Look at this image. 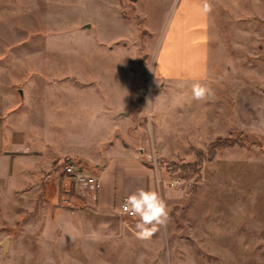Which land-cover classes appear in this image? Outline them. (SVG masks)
I'll list each match as a JSON object with an SVG mask.
<instances>
[{"label":"rangeland","instance_id":"374dc122","mask_svg":"<svg viewBox=\"0 0 264 264\" xmlns=\"http://www.w3.org/2000/svg\"><path fill=\"white\" fill-rule=\"evenodd\" d=\"M46 5L0 0V264H264V0H214L207 74L174 82L153 76L158 34L133 9V27L92 7L100 29H80L78 5ZM197 82L214 96L194 100ZM218 136L236 140L183 165ZM115 145L145 159L168 204L150 239L59 171L73 160L97 181L88 157Z\"/></svg>","mask_w":264,"mask_h":264},{"label":"crops","instance_id":"0c3cea01","mask_svg":"<svg viewBox=\"0 0 264 264\" xmlns=\"http://www.w3.org/2000/svg\"><path fill=\"white\" fill-rule=\"evenodd\" d=\"M49 1L44 0V5L47 6ZM51 1L69 8L78 5L77 9L83 11V16L71 24L73 27L86 29L95 23L96 28L100 29L99 22L89 20L86 15L87 9L92 7H97V14H101L103 8L113 11L119 16L122 24L129 23L130 27H133L130 18L121 15L118 0ZM213 1L209 0L212 8ZM133 6L132 14L139 16L141 26L149 32L148 38L158 34L154 50L149 49L153 48L152 40L149 42L150 47L148 46L149 52H152L151 70L156 79L174 82L196 80L206 76L211 13H203L202 0H134ZM45 11L47 27L49 22L46 7ZM105 29L106 27H103L102 30ZM117 113L118 111L114 117L111 116V124L118 122ZM20 146L18 145V148ZM117 148L121 151L120 154H112L108 149L104 155L88 157L94 160L92 166L97 175L95 206L102 213L120 211V203L126 201L127 196L139 188L157 191L156 173L145 163V159L135 154L134 150L120 145Z\"/></svg>","mask_w":264,"mask_h":264},{"label":"clouds","instance_id":"9594fccd","mask_svg":"<svg viewBox=\"0 0 264 264\" xmlns=\"http://www.w3.org/2000/svg\"><path fill=\"white\" fill-rule=\"evenodd\" d=\"M202 11L204 14L212 12L209 0H202ZM191 91L196 101H207L214 96L210 86L199 82L192 85ZM123 210L136 219L135 235L142 240L150 239L161 227H166L170 219L167 202L155 190L137 189L127 196Z\"/></svg>","mask_w":264,"mask_h":264},{"label":"trees","instance_id":"16d2710c","mask_svg":"<svg viewBox=\"0 0 264 264\" xmlns=\"http://www.w3.org/2000/svg\"><path fill=\"white\" fill-rule=\"evenodd\" d=\"M121 10L120 13L123 17L125 18H129L131 17L130 14H128V11L125 10V7L128 8V10H132L134 8L133 6V1L134 0H118ZM137 18V23L140 21V19L136 16ZM246 135V134H245ZM244 135V137L240 138L242 142H246L247 141V137ZM236 140L235 138H230V137H221L218 136L216 138H214L213 140L209 141L206 144V150L203 151L198 147H194L193 148V152L194 155L196 157L195 161H191V162H183V165H185L186 167H188V169H190L189 167H192L190 170L191 171H195L198 172L199 171V165L198 163H200V161L204 158V157H210L214 154L216 149L222 148L224 146L230 145L233 143V141Z\"/></svg>","mask_w":264,"mask_h":264},{"label":"built area","instance_id":"2783aa9c","mask_svg":"<svg viewBox=\"0 0 264 264\" xmlns=\"http://www.w3.org/2000/svg\"><path fill=\"white\" fill-rule=\"evenodd\" d=\"M59 165L60 173H62L64 177L71 180L74 185L85 188L89 187L93 189L96 187L97 181L95 177L92 174L88 173L85 169L81 168L77 162L73 160L67 161L65 159H62ZM124 203L125 201H122L120 203L119 210L126 214L123 210Z\"/></svg>","mask_w":264,"mask_h":264},{"label":"water","instance_id":"95a60500","mask_svg":"<svg viewBox=\"0 0 264 264\" xmlns=\"http://www.w3.org/2000/svg\"><path fill=\"white\" fill-rule=\"evenodd\" d=\"M2 245H3V248H5V246H6V245H5V242H3Z\"/></svg>","mask_w":264,"mask_h":264}]
</instances>
